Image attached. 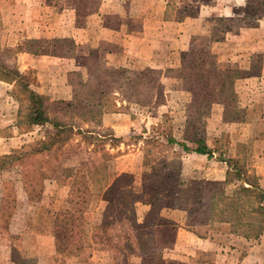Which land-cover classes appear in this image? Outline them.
<instances>
[{
    "label": "rangeland",
    "instance_id": "374dc122",
    "mask_svg": "<svg viewBox=\"0 0 264 264\" xmlns=\"http://www.w3.org/2000/svg\"><path fill=\"white\" fill-rule=\"evenodd\" d=\"M9 72L81 131L60 159L83 165L93 197L79 249L64 243L50 264H110L96 226L133 196L138 223L149 215L127 264H236L241 237L258 239L264 200L242 187L264 192V0H0V156L55 133L23 121ZM18 178L0 165V194L14 181L16 199L0 229L55 230L71 178L46 183V207Z\"/></svg>",
    "mask_w": 264,
    "mask_h": 264
},
{
    "label": "trees",
    "instance_id": "16d2710c",
    "mask_svg": "<svg viewBox=\"0 0 264 264\" xmlns=\"http://www.w3.org/2000/svg\"><path fill=\"white\" fill-rule=\"evenodd\" d=\"M12 74L14 79L7 78L6 80H13L15 86L23 92V100H25L23 121L31 125L50 123L55 129V133L44 137L37 145L29 147L27 150H15L10 154L0 156V165L2 169L14 168L18 171L19 182L30 201H35L40 197L45 180L58 179L60 175L71 178L67 198L68 207L58 212L55 217L54 236L57 251L61 250L60 247L64 243L72 245L74 249H79L81 244L78 231L80 222L83 220V213L88 208L93 194L87 184V174L79 171L82 164L80 163L78 166L64 165L60 154L62 146L70 140L69 135L71 133L79 134L81 131L80 129L74 130V126L61 117H49L46 99L29 87V82L24 76L18 73ZM171 140V138L168 139V141ZM182 146L186 148L185 145ZM194 151L203 154L205 146L198 145ZM38 159H40L39 164ZM242 190L246 191L245 193L254 190L258 201L264 200V192L258 188L246 186L242 187ZM133 197L130 202L112 211L115 221L111 227H108L103 219L105 218L104 212L101 214L102 221L96 226L97 234L110 254V264H127V258L135 253L133 250L135 248L134 239L144 233L140 227L146 229L149 212L144 216L142 223H138ZM257 209L264 216V207L261 204ZM148 239L151 240L150 237ZM149 250L148 247H140L137 254L145 257Z\"/></svg>",
    "mask_w": 264,
    "mask_h": 264
},
{
    "label": "crops",
    "instance_id": "0c3cea01",
    "mask_svg": "<svg viewBox=\"0 0 264 264\" xmlns=\"http://www.w3.org/2000/svg\"><path fill=\"white\" fill-rule=\"evenodd\" d=\"M56 180V179H55ZM54 179H48L44 181V188L40 195V197L35 201H30L27 198L25 191L22 188L21 183H18L20 189L24 194V199L27 204L31 206L40 205V207H46L45 204V189L46 183L50 184ZM14 181H3L2 193L0 194V211H11L15 203V195H13L14 190ZM8 184V186H7ZM69 190L64 198V207L58 208L54 215V219L51 222L52 227H54V220L58 212L66 209L68 207L67 198H68ZM12 203V205L10 204ZM10 204L11 207L8 205ZM14 208V207H13ZM48 212V210H46ZM18 226V225H17ZM14 224H6L3 229H0V264H50V259H53L59 251L56 249V240L54 236V230L51 232H40L30 233L25 228H19ZM186 235H191L188 230H184ZM29 234L35 237L34 243L30 244L31 246H25V242L27 241ZM194 234V233H192ZM232 235V234H230ZM18 236V247H16L12 239ZM196 236V235H195ZM192 235V237H195ZM199 240V237L196 236ZM242 242L240 245H236L234 251H240V257L237 260L236 264H264V229H262L259 234L258 239L252 240L241 237ZM209 243L214 244L212 240H208ZM206 242L207 244H209ZM205 243V242H204ZM205 243V245H206ZM203 244V243H202ZM203 245V246H205ZM234 244L231 246L233 247ZM106 250V249H105ZM80 251H83V248H80ZM90 253V252H89ZM89 255H87L88 257ZM135 259V258H134ZM78 260V259H76ZM133 260V259H132ZM129 264V263H128Z\"/></svg>",
    "mask_w": 264,
    "mask_h": 264
}]
</instances>
